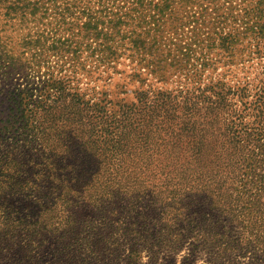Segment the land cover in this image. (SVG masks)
I'll use <instances>...</instances> for the list:
<instances>
[{
  "label": "trees",
  "instance_id": "1",
  "mask_svg": "<svg viewBox=\"0 0 264 264\" xmlns=\"http://www.w3.org/2000/svg\"><path fill=\"white\" fill-rule=\"evenodd\" d=\"M183 252L264 264V0H0V264Z\"/></svg>",
  "mask_w": 264,
  "mask_h": 264
},
{
  "label": "rangeland",
  "instance_id": "2",
  "mask_svg": "<svg viewBox=\"0 0 264 264\" xmlns=\"http://www.w3.org/2000/svg\"><path fill=\"white\" fill-rule=\"evenodd\" d=\"M126 63L128 64L129 62H126ZM119 68L122 69V68H124V66L121 65V66H119ZM157 84H159V83H157ZM82 86L84 88H86L88 86L94 87L95 85H94V83H91V82L89 83V80L87 78H85L84 81H83V83H82ZM133 87L134 86L131 85L130 87H128V90L131 91V89ZM97 88H98V91H101V90H104V89H109V91H114L116 89V85H112L110 87L105 86V87H97ZM5 250L7 251L8 249H5ZM184 254H185V252H183V253H181L180 255L177 256V258H178V264H181L182 257H183ZM197 264H207V263L205 262V258L199 257L198 260H197Z\"/></svg>",
  "mask_w": 264,
  "mask_h": 264
}]
</instances>
